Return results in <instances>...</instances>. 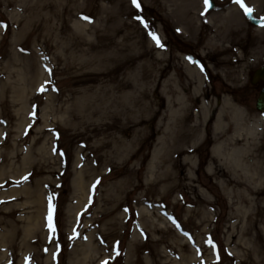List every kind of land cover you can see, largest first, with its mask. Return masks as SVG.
<instances>
[{"label":"rangeland","instance_id":"374dc122","mask_svg":"<svg viewBox=\"0 0 264 264\" xmlns=\"http://www.w3.org/2000/svg\"><path fill=\"white\" fill-rule=\"evenodd\" d=\"M190 1L138 0L136 8L125 0L126 20L138 28L115 34L109 28L123 18L107 20L121 7L113 1L0 0V22L7 25L0 27V264H264V213L254 209L236 224L230 218L236 197L206 171L212 122L225 99L246 113L238 146L249 142L264 155L259 88L248 76L264 66V24L249 23L264 22V6L246 13L240 4L238 17L213 38L215 27L205 23L226 2L213 0L205 12L196 0L199 16L183 36L170 14ZM209 38L217 48H206ZM152 46L162 57L157 69L145 56L134 57ZM186 60L203 75L199 91ZM176 91L200 132L181 171L167 149L157 154L160 140L169 141L164 108ZM200 102L210 111L206 124ZM252 118L260 124L249 137L244 128ZM225 120L232 133L228 114Z\"/></svg>","mask_w":264,"mask_h":264},{"label":"bare ground","instance_id":"6f19581e","mask_svg":"<svg viewBox=\"0 0 264 264\" xmlns=\"http://www.w3.org/2000/svg\"><path fill=\"white\" fill-rule=\"evenodd\" d=\"M105 1H113L116 5L119 4L121 6L119 10L109 11L108 15L111 16L107 17V20H110L112 16L123 18V21L119 23L120 26L111 25L109 30L118 34L125 28H138L137 22L126 20V17L130 14L124 6L125 0ZM222 1L226 2L225 7L222 8L221 12L216 15V17L211 18L205 23L206 28L209 30H214L215 27L216 34L213 38L217 37V32H220L221 29L225 28L230 17H238L237 9L240 4L236 2L231 3L227 0ZM196 3V0L190 1L189 5H187L186 2L183 5L184 9L178 11L177 8L172 9V13L170 14L173 17L175 15V21H172V24L180 27L183 36H185L184 32L188 31L191 25H193L195 19L199 16L194 12ZM259 3L264 6V0H242L244 6L248 8L253 6L254 9L257 10H259ZM187 7L189 8L186 9ZM194 33L195 31H193V34ZM138 34L139 35L137 36L139 37L144 33L139 32ZM130 36L132 35L129 33L125 34L122 41L127 42L130 39ZM213 38L207 40L205 46L208 50H212L213 47L217 48V45L213 43ZM137 43L138 42L134 40V44ZM133 48H135L134 45ZM197 55L202 58L201 52H198ZM137 56H145L146 61L151 63L154 69H157L159 66L157 61L160 62L162 59L157 46H152L151 48L148 47V49L143 52L136 51L134 57ZM196 60L198 59H195V61ZM144 64L147 63L145 62ZM185 70L187 71V74L190 75L189 78L195 79L193 82V90L199 91L200 87L203 85L202 73L199 71L198 67L192 66L189 60L185 61ZM255 83H260V80ZM163 90L164 89L161 90L162 93H164ZM185 101L186 99L180 91H176L172 97H167L164 109L168 116V121L164 135L169 141L167 142V146H165L160 140V147L157 151V154H161L162 149H167L169 163L180 171L191 162L193 154L197 151L198 143H200V132L198 131L199 124L197 122L191 123L187 120L190 115V108L186 106ZM199 108L202 111L203 119L206 124L210 115L209 108L203 102H200ZM16 114H18V111H16ZM226 114L230 116V120L234 125L232 133L227 131L228 122L225 120ZM245 115L246 113L243 108L237 107V105L232 104L229 100L225 99L223 101L222 105L217 109L212 122L213 132L210 135V140L213 142V145L211 147L210 163L206 166V171L215 177L220 188L229 195V197L232 194L236 197V201L230 200L232 207L237 204L234 207L235 211L230 215V218L234 219L236 224L244 217L249 219L253 215L254 209H256L259 214L264 213V206L261 205V202H264V196L261 195L264 194V155L260 153L254 154L255 149H251V143L249 142L240 146L237 144L240 140L239 132L242 128L240 125L244 121ZM259 124V119L252 118L250 123L244 128V132L247 133L249 137H253ZM229 145H231V147H229ZM249 155H251V158H248ZM245 158H248L247 162L245 161ZM77 187L81 190V182L77 183ZM31 226H34L33 223ZM30 228L31 227L29 226L26 227L28 230H30ZM241 230L242 232H247L249 227L242 226Z\"/></svg>","mask_w":264,"mask_h":264},{"label":"snow or ice","instance_id":"6c2138e0","mask_svg":"<svg viewBox=\"0 0 264 264\" xmlns=\"http://www.w3.org/2000/svg\"><path fill=\"white\" fill-rule=\"evenodd\" d=\"M131 2L136 8L140 7V4L138 3V0H131ZM236 3L241 4V6L244 7V10H245L246 13H251L252 12L251 8H248V7H246V6H244L242 4V0H236ZM203 4H204V11L206 12L208 10V8L211 6V0H203ZM201 14L203 15L204 13L202 12ZM82 19L90 21V18L87 17V16H82ZM137 19H140L141 22L144 23L145 27H147L146 22H144L142 20V18L137 17ZM0 27L6 28L7 25L4 24L3 22H0ZM149 35L157 43V46L163 47V45L160 43V40H159L158 36L154 32H149ZM189 60L191 61V57H189ZM191 62L196 63V61H191ZM40 90H43V88H41ZM49 199L51 200V198H49ZM47 219L49 221L48 227L50 229V239H51V237L55 234V231H56L55 226L53 224V205L51 203H49V213H48ZM73 231L75 233V230H73ZM185 235H187V233H185ZM72 238L73 237H69V239H72ZM85 239H87V238L85 237ZM208 243H211V241L209 240ZM105 264H106V262H105Z\"/></svg>","mask_w":264,"mask_h":264},{"label":"water","instance_id":"95a60500","mask_svg":"<svg viewBox=\"0 0 264 264\" xmlns=\"http://www.w3.org/2000/svg\"><path fill=\"white\" fill-rule=\"evenodd\" d=\"M213 5H214V3L211 1V6L208 9L212 8ZM250 22L252 24H256V25L262 24V21L261 20H257V19H251ZM258 80L264 81V68L257 69L254 72V75L252 77L251 82L255 83ZM255 107H256V109L258 111L264 113V87L260 90V92L258 94V97L256 99V103H255Z\"/></svg>","mask_w":264,"mask_h":264},{"label":"flooded vegetation","instance_id":"af4514ba","mask_svg":"<svg viewBox=\"0 0 264 264\" xmlns=\"http://www.w3.org/2000/svg\"><path fill=\"white\" fill-rule=\"evenodd\" d=\"M262 86V84H257V85H255V86H252V89H254V91H256V89L258 90V88L260 89V87ZM233 99V98H232ZM233 101V100H232ZM234 103L236 102L235 101V99H234V101H233Z\"/></svg>","mask_w":264,"mask_h":264}]
</instances>
